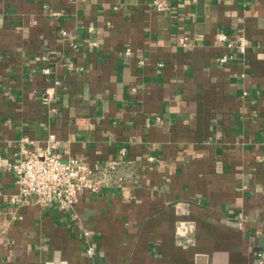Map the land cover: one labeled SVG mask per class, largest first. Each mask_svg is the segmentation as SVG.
I'll return each mask as SVG.
<instances>
[{
    "label": "crops",
    "instance_id": "obj_1",
    "mask_svg": "<svg viewBox=\"0 0 264 264\" xmlns=\"http://www.w3.org/2000/svg\"><path fill=\"white\" fill-rule=\"evenodd\" d=\"M151 1L0 0V264H264V0ZM49 134L136 175L24 204L7 164Z\"/></svg>",
    "mask_w": 264,
    "mask_h": 264
},
{
    "label": "built area",
    "instance_id": "obj_2",
    "mask_svg": "<svg viewBox=\"0 0 264 264\" xmlns=\"http://www.w3.org/2000/svg\"><path fill=\"white\" fill-rule=\"evenodd\" d=\"M152 6L163 11L168 9L166 0H152ZM52 15L58 16L59 12ZM65 30H60L62 36ZM215 39L224 42L226 47L233 49L232 53L222 54L216 58L220 64H225L233 58V54L242 56L249 45L248 37L239 33L228 37L224 32H218ZM181 45H186L184 39H180ZM127 49L124 55H128ZM44 74L50 73V68L42 69ZM57 83V82H56ZM47 91L44 101H49ZM25 139H22L24 141ZM21 141V143H22ZM58 141L54 134H49L45 139V145L36 151H27L23 145L21 152L25 154L13 163L7 165L15 172V182L18 193L16 199L24 204L35 203L41 207L56 205L60 210H71L78 195L83 191L96 192L102 187H114L128 183L136 175V165L132 159L126 157L127 149L120 147L119 158L108 165H87L76 157H68L61 160L56 152ZM149 161L153 157L147 158ZM84 251L87 257L95 255L94 247L90 241V231L83 230Z\"/></svg>",
    "mask_w": 264,
    "mask_h": 264
}]
</instances>
